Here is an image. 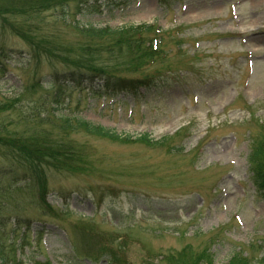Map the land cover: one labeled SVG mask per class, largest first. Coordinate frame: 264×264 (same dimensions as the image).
<instances>
[{"label": "rangeland", "instance_id": "1", "mask_svg": "<svg viewBox=\"0 0 264 264\" xmlns=\"http://www.w3.org/2000/svg\"><path fill=\"white\" fill-rule=\"evenodd\" d=\"M10 2L0 0L3 14L0 21L10 23V28L0 26L1 57L18 49H28V44L52 51L46 43L54 47L53 53L57 56L59 51L77 54L87 37L73 27L75 23L96 29L156 25L171 36L164 42V50L170 52L172 68L186 69L163 76V81L168 83L166 87L158 88L159 91L141 90L140 94L145 95L140 97L122 93L98 100L65 86L60 96L64 109L58 107L52 121L59 115L70 114L123 137L136 139L148 135L151 142L172 136L183 128L188 131L182 138L174 137L172 145L180 151L170 155L157 146L116 144L83 133L72 135L78 146H87L85 154L92 162V169L82 174L46 171L48 205L54 212L66 208L59 206L62 196L58 193L81 189V196H72L69 201V210L74 214L60 218L38 208L36 187L20 185L18 188L23 193L15 191L11 183L16 182L15 177L22 171L5 157L9 153L0 146V218L6 217L5 223L18 217L34 223L30 227L32 231L21 229L11 237L9 231L5 232L6 237L12 238L4 243L7 252L12 254L10 250L19 244L20 234L24 233L28 244L19 245L14 255L26 264H103L102 260L111 263L115 255L128 264H150L149 261L152 264H192L185 260L183 263L161 259L162 255L179 253L185 247H190L194 253L211 247L209 253L214 264H226L238 252L253 260L252 264H264V201L256 196L246 163L251 149L247 135L248 132L250 136L255 134L257 125L248 111L241 109L243 103L252 106L253 118L264 123V0H170L166 6L157 0H128L126 5L121 0H113V9L87 10L80 15L77 2L70 3L64 12L60 9L40 16L32 14L36 1ZM75 16L79 22L75 21ZM43 20L48 35L26 32L30 28L23 22L42 24ZM11 27L15 31H10ZM175 28H180L179 37L184 40L182 48L189 56L199 53L198 60L173 58L177 49L172 43V33H177ZM1 57L0 106L5 107L22 97L20 81L23 77L29 82L34 71L32 68L16 70L12 65L19 67V60L14 62ZM35 64L33 61V66ZM55 68L61 72L63 67ZM78 100L80 105L76 107ZM20 118L17 113L1 115L0 112V134H4L6 128L9 132L10 128L18 130ZM1 126L7 127L1 130ZM3 140L0 138V143ZM260 158L264 161V151ZM113 172L115 175L110 174ZM96 174L103 178L99 179ZM106 187L144 191L146 198L138 196L127 200L133 194L118 196L117 212L106 216L113 226L120 227L94 221V229L100 230L103 236L95 235L89 260L99 257L102 248L114 254L89 262L86 254L90 251L86 246L91 241L80 238V222L87 221L86 218L96 212L104 214L105 208L97 210L93 205L95 195H86V192L96 188L100 195ZM127 215L131 220H126ZM38 224L44 226L41 235L37 234ZM126 226L133 228L131 238L137 239L129 243L125 239L110 238L118 237H113L112 231L130 233L123 228ZM209 239L213 241L212 246ZM73 242L81 250L79 256L74 254ZM75 257L87 260L78 261Z\"/></svg>", "mask_w": 264, "mask_h": 264}, {"label": "trees", "instance_id": "2", "mask_svg": "<svg viewBox=\"0 0 264 264\" xmlns=\"http://www.w3.org/2000/svg\"><path fill=\"white\" fill-rule=\"evenodd\" d=\"M15 1L16 0H11L10 4ZM35 1H36V5H34L35 8L33 9V13L43 14V12L59 10L61 7L69 4L73 0H32L33 3ZM74 1L76 2L77 0H74ZM42 6H45V7H42ZM1 16H3V14H1ZM1 25L7 28H10L9 22H1ZM23 25L29 26L30 30H26V32L29 34H35L30 31H34V32L39 31V32L44 33L45 35H48L47 32L43 28L44 26L43 23L42 25H39L42 29L35 28L33 26L34 24H29L26 22H23ZM10 30L15 31L14 27H11ZM134 31H135L134 29H128V30H124V31L122 30L120 32L114 33L106 29L95 30V29L90 28L87 30H83V32H85L87 35V42L90 41L91 43H88L87 45H90V46L86 48H84L83 46L81 47L82 49L79 50V53L76 56H82V57H78L77 60L80 63H85L86 57L88 58L93 57L92 51L90 50V48L92 49L93 46L102 45L105 42V40L110 37L112 39V42L108 44L109 45L108 48H104V50H101L102 53H106L110 55V52L112 51L114 47L121 48L123 45H126L129 50V53H132V50L129 48L131 47L132 42L134 40V36H133ZM18 36H20V34ZM42 40L45 41L44 38H42ZM128 40H131V42H127ZM46 44L48 45L49 48H52V50H54V47L50 46L51 44H48V43ZM40 45L43 46V44H40ZM132 47L135 49L138 47L142 48V44L141 43L133 44ZM45 51H49V50L45 49ZM85 52H87L88 54H86ZM129 53H126L125 51L126 55H130ZM9 111L16 113L17 108L13 106V104H8L5 107L0 106L1 115L6 114ZM42 122L44 121H42L40 117L38 116L37 124L34 120V122L31 125H29L30 129L37 126L35 131H33L32 133L29 131V134H24V135L18 133L14 137L9 135L10 137H12L11 139L10 137L6 138V136L9 134V128H6L7 126H3V127L1 126L2 127L1 130L6 128L4 130V134H0V138L4 139L0 143L1 148L5 150L9 149L8 151L13 150V153H16L17 155L22 156L26 161L31 162L32 164L35 163L38 165H42V164L63 165L65 162V156L69 154H73L72 153L73 148L70 150L66 145L62 144V141L57 140V139H51L49 135H42L40 131H37V130H40L41 128L40 126ZM60 123H62L63 125L62 131L69 130L67 128H70V124H73L70 120H67V119L61 120ZM79 127H82V126L76 123L74 124L72 128L78 130ZM87 129L88 130L86 131L88 133H92L93 135H96V136L106 135L104 133L105 131L102 128H93L91 126H87ZM13 130L14 129H11L10 132H12ZM206 257H207L206 254L203 252L202 253H191L190 251H187V250H183L181 253H178L177 255L170 256L172 260H180L183 263L185 261L192 262V264H201V262L204 263L206 262V260L204 259ZM248 263L249 262L243 258L240 259V258L234 257L228 264H248ZM0 264H22L15 257L10 255V253L4 250V247L2 246L1 241H0ZM208 264H211V263L208 262Z\"/></svg>", "mask_w": 264, "mask_h": 264}]
</instances>
